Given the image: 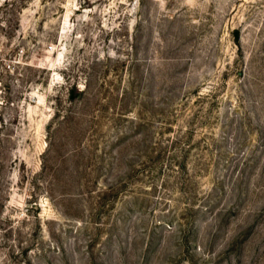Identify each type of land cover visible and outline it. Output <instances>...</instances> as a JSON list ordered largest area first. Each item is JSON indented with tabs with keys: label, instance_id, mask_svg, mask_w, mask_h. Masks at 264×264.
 Returning a JSON list of instances; mask_svg holds the SVG:
<instances>
[{
	"label": "rangeland",
	"instance_id": "rangeland-1",
	"mask_svg": "<svg viewBox=\"0 0 264 264\" xmlns=\"http://www.w3.org/2000/svg\"><path fill=\"white\" fill-rule=\"evenodd\" d=\"M0 264H264V0H0Z\"/></svg>",
	"mask_w": 264,
	"mask_h": 264
}]
</instances>
